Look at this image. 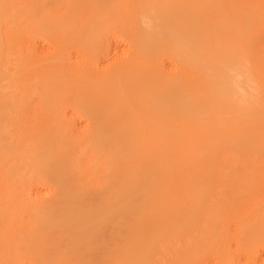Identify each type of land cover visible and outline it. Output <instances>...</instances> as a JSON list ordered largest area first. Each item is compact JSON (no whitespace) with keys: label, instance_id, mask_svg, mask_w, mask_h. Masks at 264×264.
<instances>
[{"label":"bare ground","instance_id":"obj_1","mask_svg":"<svg viewBox=\"0 0 264 264\" xmlns=\"http://www.w3.org/2000/svg\"><path fill=\"white\" fill-rule=\"evenodd\" d=\"M0 264H264V0H0Z\"/></svg>","mask_w":264,"mask_h":264}]
</instances>
